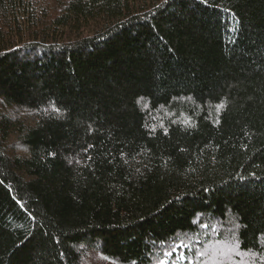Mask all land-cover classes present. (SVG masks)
<instances>
[{
	"label": "trees",
	"instance_id": "obj_1",
	"mask_svg": "<svg viewBox=\"0 0 264 264\" xmlns=\"http://www.w3.org/2000/svg\"><path fill=\"white\" fill-rule=\"evenodd\" d=\"M90 249L264 264V0H0V264Z\"/></svg>",
	"mask_w": 264,
	"mask_h": 264
},
{
	"label": "rangeland",
	"instance_id": "obj_2",
	"mask_svg": "<svg viewBox=\"0 0 264 264\" xmlns=\"http://www.w3.org/2000/svg\"><path fill=\"white\" fill-rule=\"evenodd\" d=\"M219 248L222 249V250L218 249V253L220 257L223 256L225 257L227 254L234 253L233 250H228L224 252L225 249H223L222 246H220ZM174 252H175V258L173 261L169 262L168 258H164L159 262V264H182L185 261V259H181V256L182 255L184 256V254L182 252H178V250H174ZM213 257L212 259L214 260L215 258ZM84 258H85L84 260L85 264H114L110 262L108 258L104 257L99 251H95L92 249L87 251V253L84 255ZM212 264H218V262L214 261Z\"/></svg>",
	"mask_w": 264,
	"mask_h": 264
},
{
	"label": "snow or ice",
	"instance_id": "obj_3",
	"mask_svg": "<svg viewBox=\"0 0 264 264\" xmlns=\"http://www.w3.org/2000/svg\"><path fill=\"white\" fill-rule=\"evenodd\" d=\"M201 2H206V0H201ZM55 111H59V109H54ZM185 247H187V245H184ZM169 255H171V252L169 253ZM181 259H185V257L182 255Z\"/></svg>",
	"mask_w": 264,
	"mask_h": 264
}]
</instances>
